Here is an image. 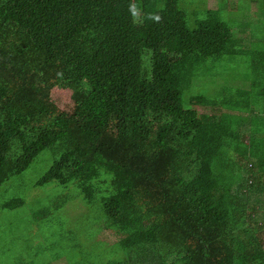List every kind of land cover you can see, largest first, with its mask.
<instances>
[{"label": "trees", "instance_id": "obj_1", "mask_svg": "<svg viewBox=\"0 0 264 264\" xmlns=\"http://www.w3.org/2000/svg\"><path fill=\"white\" fill-rule=\"evenodd\" d=\"M182 3L0 0V186L54 147L37 185L104 212L124 251L106 264H264V44ZM236 54L245 80L218 82Z\"/></svg>", "mask_w": 264, "mask_h": 264}, {"label": "rangeland", "instance_id": "obj_2", "mask_svg": "<svg viewBox=\"0 0 264 264\" xmlns=\"http://www.w3.org/2000/svg\"><path fill=\"white\" fill-rule=\"evenodd\" d=\"M182 6L191 27L206 17L207 9L220 8L222 19L236 37L245 40V47L264 44V0H183ZM212 70L219 73L218 82L226 76L244 81L249 65L236 54ZM196 91L204 93L209 88L203 82ZM53 97L60 107L68 108L71 90L55 87ZM59 155L54 147L43 150L25 171L0 186V264H106L122 258L124 251L115 241V232L103 229L104 212L85 203L79 189L56 181L37 185ZM259 196L263 197L264 191ZM15 198L23 204L5 207ZM261 204L258 211L264 218V197Z\"/></svg>", "mask_w": 264, "mask_h": 264}]
</instances>
